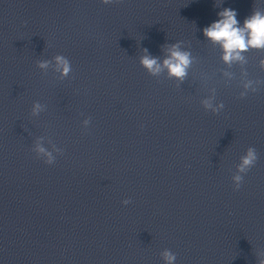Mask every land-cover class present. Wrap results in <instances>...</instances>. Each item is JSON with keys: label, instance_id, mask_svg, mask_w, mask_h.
Listing matches in <instances>:
<instances>
[{"label": "clouds", "instance_id": "9594fccd", "mask_svg": "<svg viewBox=\"0 0 264 264\" xmlns=\"http://www.w3.org/2000/svg\"><path fill=\"white\" fill-rule=\"evenodd\" d=\"M115 2L119 3L120 0H115ZM102 3L107 5L113 3V0H102ZM218 15L220 19L204 28L203 33L213 44L220 45L223 50L222 59L224 62L231 64L234 61H243L244 56L242 54L249 49L264 50V11L254 8L252 14L245 18L242 26L236 19V11L231 8H224ZM168 53L169 55L163 60L162 65L158 62V58L150 55L143 56L141 64L153 75L160 73L166 68L170 77L183 81L192 63L191 54L181 51L179 43L172 45L168 49ZM55 62L56 70L62 76H67L71 72V64L64 56L57 55ZM38 66L41 69H46L48 62L42 61ZM245 87H250V84H246ZM204 105L205 108H212L211 103L208 101H205ZM223 107V104L219 106V108ZM40 110L41 105L35 103L33 106L34 114H37ZM212 110L214 113L219 111V109ZM36 151L47 156V159L44 161L46 164L51 165L55 162L52 154L47 152L42 146H37ZM257 160L258 154L256 149L249 147L246 154L241 157V162L237 166V174L232 177L236 190H239L243 181V175L241 174H246L256 164ZM129 203L130 200L123 201L125 205ZM162 255L166 264H174L176 255L173 252L165 249ZM261 264H264V261Z\"/></svg>", "mask_w": 264, "mask_h": 264}]
</instances>
